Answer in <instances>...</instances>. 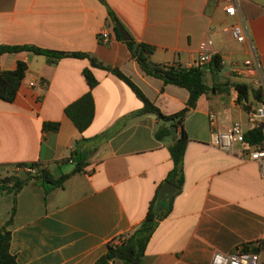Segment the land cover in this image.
<instances>
[{
	"label": "crops",
	"instance_id": "crops-1",
	"mask_svg": "<svg viewBox=\"0 0 264 264\" xmlns=\"http://www.w3.org/2000/svg\"><path fill=\"white\" fill-rule=\"evenodd\" d=\"M223 3L0 0V43L90 52L129 76L163 114L186 105L187 89L139 66L116 36L109 10L131 36L155 46L150 55L155 63L193 65L199 41L212 39L220 66L202 65L210 88L182 122L187 134L182 187L147 241L146 264H209L214 251H233L249 241L262 243L258 253L264 258V176L255 161L239 154V141L226 150L209 140V113L219 130L233 122L251 127L248 109L236 101L231 83L253 84L259 74L242 65L250 57L248 43L236 41L229 26L244 19L264 79V0H239L234 16L225 14ZM104 27L109 32L105 41L99 34ZM18 60L27 68L16 95L12 101L0 98V224L14 207L9 251L18 264H94L111 238L144 217L172 166L167 147L172 138H156L154 131L163 120L152 112L138 113L142 102L130 86L111 71L91 66L87 57L62 56L50 62L23 49L2 53L0 68L11 69ZM239 65L240 71L235 70ZM86 67L97 79L91 88L83 75ZM88 89L94 115L83 134L98 138L88 163L61 185L46 189L40 181H29L12 190L9 177L19 175V162L37 161L54 175L73 168L70 158L63 159L81 132L64 106ZM45 121H58V128H43Z\"/></svg>",
	"mask_w": 264,
	"mask_h": 264
},
{
	"label": "trees",
	"instance_id": "trees-1",
	"mask_svg": "<svg viewBox=\"0 0 264 264\" xmlns=\"http://www.w3.org/2000/svg\"><path fill=\"white\" fill-rule=\"evenodd\" d=\"M109 16L113 21V28L118 38H121L114 20L118 19L113 11L109 10ZM119 20V19H118ZM131 56H133L139 66L148 74L161 78L166 83H173L184 87L188 91L186 105L179 110L163 114L160 109L149 100L139 87L124 74L117 66H112L99 60L90 52L80 50H63L42 47L33 43L9 44L0 43V55L5 52L18 50H30L34 53L45 55L50 62H55L62 56L87 57L91 66H98L111 71L123 81H125L134 91L137 97L141 100L142 106L138 109V113L152 112L155 113L163 122L156 128L154 135L158 139H163L170 135L172 141L167 145L172 166L167 171L166 175L157 185L155 192L149 200L144 217L135 224L131 229L119 233L111 238L106 245L105 251L96 257L94 264H146L147 255L145 247L153 230L157 226L159 220L165 217L172 207L174 196L181 190L183 183V157L187 141V134L181 127L182 122L191 106H194L198 96L208 91L210 86L204 80V67L201 65H181L180 63H159L152 65L148 62L151 53L155 46L151 43L137 40L133 36L124 40ZM209 65L214 67L220 66V59L217 53L209 61ZM27 64L24 60H18L15 67L11 69L0 68V98L6 101H12L16 95L19 84L25 74ZM83 75L91 88L97 79L90 70V67L83 69ZM237 91L236 101L240 102L242 98L248 100L247 104H242L245 109L249 108L252 97L254 102L263 100V92L259 86H255L249 82L235 80L231 83ZM65 114L73 121L81 135L73 141V145L69 150V154L63 160L70 158L74 166L70 171L60 172L54 175L52 171L43 166L37 161H25L17 163L21 167L19 175L10 176L12 180L10 188L17 190L22 185L29 181H40L47 189L53 186H58L73 172L80 171L88 163L91 154L98 146L97 137H89L83 134L84 130L89 126L94 115V99L91 90L88 89L77 98L68 102L64 106ZM174 124L179 132L176 136L171 133L170 125ZM58 121H45L43 128L56 130ZM263 138V129L260 125L253 126L244 130L242 134L243 142L247 146H258ZM33 167L34 171L25 170L23 167ZM169 181L174 185V191L167 197L159 198V189L162 183ZM14 212V207L11 210L9 218L0 224V264H18L14 254L9 251L10 229L8 225L11 222V216ZM262 243L255 246L252 241L241 244L240 249L245 251L258 252L262 248Z\"/></svg>",
	"mask_w": 264,
	"mask_h": 264
},
{
	"label": "built area",
	"instance_id": "built-area-1",
	"mask_svg": "<svg viewBox=\"0 0 264 264\" xmlns=\"http://www.w3.org/2000/svg\"><path fill=\"white\" fill-rule=\"evenodd\" d=\"M238 2L239 0H224L223 10L225 14L228 16L236 15ZM209 28H214V25H209ZM229 30L232 37L236 41L248 43L250 57L243 59L242 65L247 67L250 66L252 71L254 70L259 74V76L256 77L252 83L262 89L263 100L258 101V103L255 104H250L247 114L251 127L262 123L263 138L260 145L247 146L242 139V134L245 129L239 122H233L225 130H219L214 126L215 121L213 120V113H209V140L211 144L226 150H231L234 141H239L241 144L239 154L243 157L245 156L247 159L255 161L258 164L260 175L264 176V79L260 74V61L256 49L251 43L250 35L244 19L238 18L235 20L230 24ZM99 34L102 40L105 41L108 39L109 32L106 27L102 28L99 31ZM214 54L215 53L212 49V39L210 37L203 38L198 43L194 64L202 66L211 61ZM234 68L239 71L241 69L240 65L235 66ZM28 83L32 85L34 82L29 81ZM240 102L247 104L248 100L242 98ZM23 168L25 170L34 171L33 167L24 166ZM209 264H264V260L261 259L260 253L256 251L241 250L239 247L228 252L214 251L211 255Z\"/></svg>",
	"mask_w": 264,
	"mask_h": 264
},
{
	"label": "water",
	"instance_id": "water-1",
	"mask_svg": "<svg viewBox=\"0 0 264 264\" xmlns=\"http://www.w3.org/2000/svg\"><path fill=\"white\" fill-rule=\"evenodd\" d=\"M114 22H115V25L117 27V30L119 32L120 37L123 40L129 39L131 37V35L128 32V30L125 28V26L122 24V22L118 19H115ZM148 62L152 65L156 64L151 59H149ZM169 127H170L171 132L174 135H176L177 134L176 133V126L174 124H171ZM260 127H262V123H260ZM174 188L175 187H174L173 183H171L169 181L164 182L161 185L160 190H159V198L163 199V198L169 196L172 193V191L174 190Z\"/></svg>",
	"mask_w": 264,
	"mask_h": 264
},
{
	"label": "rangeland",
	"instance_id": "rangeland-1",
	"mask_svg": "<svg viewBox=\"0 0 264 264\" xmlns=\"http://www.w3.org/2000/svg\"><path fill=\"white\" fill-rule=\"evenodd\" d=\"M242 58H243V56H242ZM242 58H241V59H242ZM223 68H224V67H223ZM250 101H251V104L254 103V100L252 99V97L250 98ZM262 257H264V254H262ZM261 259L264 260V258H261Z\"/></svg>",
	"mask_w": 264,
	"mask_h": 264
}]
</instances>
